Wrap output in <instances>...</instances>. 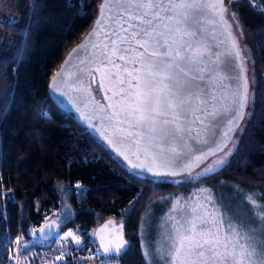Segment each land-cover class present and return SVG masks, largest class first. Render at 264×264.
I'll return each instance as SVG.
<instances>
[{
  "label": "trees",
  "instance_id": "obj_1",
  "mask_svg": "<svg viewBox=\"0 0 264 264\" xmlns=\"http://www.w3.org/2000/svg\"><path fill=\"white\" fill-rule=\"evenodd\" d=\"M4 1L16 20H0V264H12L17 238L19 255L32 258L60 243L42 244L36 236L58 208V184L71 210L59 230L72 228L80 243L91 240L97 247L93 230L100 222L123 225L129 245L117 264H145L137 229L150 200L226 180L256 190L264 201V0L226 3L247 53L251 83L239 143L218 171L179 183L127 169L47 94L50 76L90 28L100 0ZM93 91L99 98L96 86Z\"/></svg>",
  "mask_w": 264,
  "mask_h": 264
},
{
  "label": "water",
  "instance_id": "obj_2",
  "mask_svg": "<svg viewBox=\"0 0 264 264\" xmlns=\"http://www.w3.org/2000/svg\"><path fill=\"white\" fill-rule=\"evenodd\" d=\"M192 2L196 7L192 10L189 24L196 33V39L206 45L209 53L208 59L202 62L206 68L202 89L209 103L203 118L190 124V133L171 141L175 152L167 153V159L172 161L170 166H154L152 154L142 152V143L134 144L123 139L126 132L122 130L128 125L118 123V117L110 119L122 108L117 104L121 99L116 95L117 91L121 87L128 88L127 83H120L127 79L125 61L119 59L120 52H114V48L129 47L114 35L120 32L121 24L117 21L123 15L121 6L125 0H100L90 28L66 52L47 82V94L53 103L83 126L123 166L138 175L155 179L190 175L227 149L247 115L251 89L249 62L235 24L229 18L228 6L223 0L222 5L221 0ZM127 68L130 71L132 65H127ZM95 86L99 98L93 91ZM196 116L200 113L197 112ZM197 133L201 134L199 138ZM205 154L206 159L197 160ZM134 164L140 167H133ZM149 168L153 170L149 171ZM57 229L56 221L47 220L37 228L36 236L39 241L47 242ZM93 238L100 253L108 258L119 257L128 249L123 225L113 219L100 222L93 230ZM121 241L124 247L117 252L116 246ZM105 246L110 249L108 253L104 251Z\"/></svg>",
  "mask_w": 264,
  "mask_h": 264
},
{
  "label": "snow or ice",
  "instance_id": "obj_3",
  "mask_svg": "<svg viewBox=\"0 0 264 264\" xmlns=\"http://www.w3.org/2000/svg\"><path fill=\"white\" fill-rule=\"evenodd\" d=\"M195 7L192 0H125L121 6L123 15L117 21L121 24L120 32L114 33L121 43L129 45L114 48V52L121 53L119 59L125 61L127 79L120 83H127L128 88L117 91L121 98L117 104L122 108L110 119L118 117V123L127 124L128 128L122 130L126 132L123 139L142 143V152L151 153L154 166L158 167L171 165L172 161L167 159V153L175 152L171 141L190 133V124L202 119L208 110L209 102L202 89L206 71L202 62L209 53L189 24ZM127 65H132L130 71ZM197 112L200 116H196ZM200 135L197 133V138ZM206 158L205 154L197 160ZM177 203L178 208L173 211L183 209ZM201 211L203 215L199 214ZM169 219L174 223L168 236L167 264H264V243L254 244L250 235H242L231 225V235L221 240L218 232L206 227L214 224L216 217L202 205L191 208L182 217L183 222L175 216ZM73 239L80 243L75 236ZM123 247L121 241L115 250L119 252ZM104 251L108 253L109 247L105 246Z\"/></svg>",
  "mask_w": 264,
  "mask_h": 264
},
{
  "label": "rangeland",
  "instance_id": "obj_4",
  "mask_svg": "<svg viewBox=\"0 0 264 264\" xmlns=\"http://www.w3.org/2000/svg\"><path fill=\"white\" fill-rule=\"evenodd\" d=\"M0 20L8 22L16 20V16L8 12L4 0H0ZM237 32L239 33L238 29ZM245 54L247 56V53ZM239 139L240 131L236 133L223 153L207 160L190 175L170 180L174 183L195 182L215 173L227 163L234 153ZM209 168L211 171H207ZM57 188L60 192V202L58 208L51 212L48 220L56 221L59 226L70 217L71 210L67 202V191L60 184L57 185ZM177 202L183 206V209L173 211L174 208H178ZM201 205L208 213L215 215L216 222L206 227L211 228L214 233L218 232L221 240L225 235H231L229 228L231 225L238 229L242 235H250L254 244L264 243V201L261 194L254 189L231 181L203 182L146 203L140 215L137 229V243L145 264H167V261L170 260L167 255L170 251L168 236L172 234L174 223L169 217L175 216L176 220L183 222L182 217L191 208ZM199 214L203 215V212L201 211ZM220 220L223 222L220 223ZM68 233H72L76 239H79V235L72 228L57 229L52 239L58 242L76 243L73 236H69ZM30 239H34L33 234L30 235Z\"/></svg>",
  "mask_w": 264,
  "mask_h": 264
},
{
  "label": "built area",
  "instance_id": "obj_5",
  "mask_svg": "<svg viewBox=\"0 0 264 264\" xmlns=\"http://www.w3.org/2000/svg\"><path fill=\"white\" fill-rule=\"evenodd\" d=\"M225 3H231L235 0H223ZM254 3V0H249ZM20 238H17V245L12 257V264H117L115 258H100V251L94 247V242L86 240L81 243H56L44 250L39 255L20 256L19 245Z\"/></svg>",
  "mask_w": 264,
  "mask_h": 264
}]
</instances>
